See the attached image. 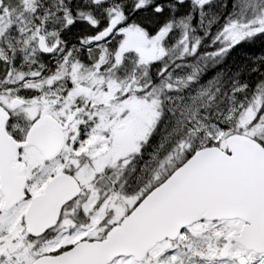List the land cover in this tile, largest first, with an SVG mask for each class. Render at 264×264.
Listing matches in <instances>:
<instances>
[{"label": "snow or ice", "instance_id": "1", "mask_svg": "<svg viewBox=\"0 0 264 264\" xmlns=\"http://www.w3.org/2000/svg\"><path fill=\"white\" fill-rule=\"evenodd\" d=\"M0 264H264V0H0Z\"/></svg>", "mask_w": 264, "mask_h": 264}]
</instances>
